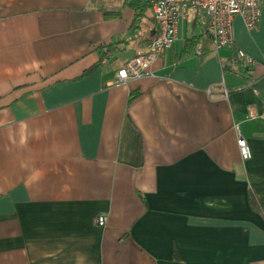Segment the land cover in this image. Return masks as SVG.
Instances as JSON below:
<instances>
[{
    "label": "crops",
    "instance_id": "1",
    "mask_svg": "<svg viewBox=\"0 0 264 264\" xmlns=\"http://www.w3.org/2000/svg\"><path fill=\"white\" fill-rule=\"evenodd\" d=\"M202 18L117 83L155 32L146 0H0V264H264V119L247 115L264 0L255 30L233 21L249 68Z\"/></svg>",
    "mask_w": 264,
    "mask_h": 264
},
{
    "label": "built area",
    "instance_id": "2",
    "mask_svg": "<svg viewBox=\"0 0 264 264\" xmlns=\"http://www.w3.org/2000/svg\"><path fill=\"white\" fill-rule=\"evenodd\" d=\"M150 7L155 32L150 43L131 58L120 63L116 71V82L127 83L143 76H153V63L177 40V27L190 9L203 15L201 19L202 37L209 40L214 50L229 49L245 68L254 64V59L237 47L233 38V21L240 16L247 30L257 28L260 20L261 0H146ZM196 53L201 54V44ZM106 62V59H102ZM248 118L264 119V107L259 113L248 109ZM237 144L240 155L248 159L251 154L245 139L239 135ZM100 226H104L106 217L96 218Z\"/></svg>",
    "mask_w": 264,
    "mask_h": 264
},
{
    "label": "trees",
    "instance_id": "3",
    "mask_svg": "<svg viewBox=\"0 0 264 264\" xmlns=\"http://www.w3.org/2000/svg\"><path fill=\"white\" fill-rule=\"evenodd\" d=\"M152 20H153V17H152ZM188 42L192 43V42H194V40L193 39H189ZM116 50H117V47L114 46V43L113 44H108V45H105L104 49L102 50V53L111 54L112 52H114Z\"/></svg>",
    "mask_w": 264,
    "mask_h": 264
}]
</instances>
